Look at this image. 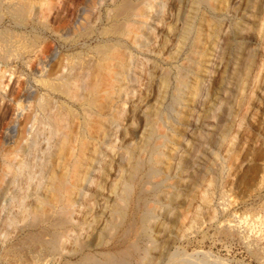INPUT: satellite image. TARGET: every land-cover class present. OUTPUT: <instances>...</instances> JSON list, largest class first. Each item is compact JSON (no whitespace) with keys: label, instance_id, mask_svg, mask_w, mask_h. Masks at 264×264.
<instances>
[{"label":"bare ground","instance_id":"1","mask_svg":"<svg viewBox=\"0 0 264 264\" xmlns=\"http://www.w3.org/2000/svg\"><path fill=\"white\" fill-rule=\"evenodd\" d=\"M263 1L82 0L65 25L50 28L66 48L57 59L56 43L45 47L40 35L16 47L19 91L0 136V235L26 231L21 258L31 264H208L178 243L201 220L210 221L214 208L205 218L198 204L183 232L178 213L194 205L190 193L199 175L219 158L241 93L240 71L255 54L241 42L238 65L228 73L223 67L215 97L203 75L214 77L222 67L225 46L218 63L207 65L223 20L235 21L238 39L250 38L253 26L238 28L239 18L264 16ZM2 6L13 16L28 8L23 0H0ZM141 50L149 52L148 66L136 61ZM243 144L231 142L227 152L241 153ZM219 159L222 180L231 165L228 156Z\"/></svg>","mask_w":264,"mask_h":264},{"label":"rangeland","instance_id":"2","mask_svg":"<svg viewBox=\"0 0 264 264\" xmlns=\"http://www.w3.org/2000/svg\"><path fill=\"white\" fill-rule=\"evenodd\" d=\"M23 1L25 3L27 1L28 8L26 14L23 13L21 16H13L7 11L5 8L6 6L0 7V45H3V50L0 51V74L4 73L2 78L0 75V80H2L0 84V136L12 112V102L19 91L18 82L20 66L16 57V47H20L23 41H28V39L33 36L40 35L44 39L43 45L45 47H49L53 42L56 43L58 53L55 59H57L60 52L63 53L66 48H64L61 40L57 35L55 36L50 28H57L58 26L65 25L71 17L74 5L82 0H59L58 4H55L52 0ZM243 1L245 2V0ZM34 13L39 14V20ZM239 14L240 13H238V15ZM261 16L264 18L263 14H257L254 17L251 15L248 21L239 18V23L242 24L239 25L238 28H246V26H249L248 24L253 26V30L251 31L253 35L250 36V38L246 37V39L240 38L242 40L238 39V31L235 30L236 28L233 24L235 21L229 18L223 20L220 32L216 31V34H214L219 40L215 45V53L212 54L214 57L209 58L212 61L209 60L211 64L209 62L207 65V67H210V65L213 66L218 63L219 56H221L219 51L225 46V51L223 53L225 56L222 54V60L220 61L221 64H223L222 67L219 66L222 69L218 67L219 70L214 73V77L208 74L203 75L205 76L204 80L209 82L208 90H210V94H214L218 91L216 89L219 87V75H221L223 67L226 66L227 73L230 72L229 70L238 62L235 60L237 58L235 56H242L237 50L238 46L240 47L242 44L241 42H245H243V45H246L245 50L251 49L255 54L253 55L254 57L251 56L250 60H248L246 68H244L245 70L240 71L242 82L238 87L241 88L240 92L243 93L242 95L239 93L240 96L238 94L235 98L237 103L236 106L232 108L230 114L232 121L228 122L226 125L228 131L225 138L227 141H224L223 146L220 148L219 158L224 155L228 156L230 161L227 160V162H225L227 166L231 165V167L226 170L224 174L225 178L221 180L218 176L221 159L215 158L212 162L208 160L206 164L208 163V165H210L212 173L206 171L207 174H200L199 178L201 175L203 178H200L199 186L190 193V196H193L190 198H194V201L191 200V202L195 206L190 204L188 210L181 209L178 213V218L182 219L180 221L184 224L181 230L183 232V230L187 229L185 225L189 223L188 221L192 219L191 217L196 215L195 208L198 204H201V210L205 218H209V214L213 212L212 208H214L215 214L213 217H210V221H206L203 225L202 222L204 219L201 220L192 231L193 233L187 238L184 236L180 237L178 243V246L185 249L188 254L204 262L209 261L210 263L208 262V264H264V23L262 22L263 19H261ZM251 17L254 19H251ZM41 21L42 24H40ZM258 21L261 23H258ZM243 22L246 25L245 27L242 26L244 25ZM43 23L47 28L43 26ZM161 27L160 24L156 25V29H154L155 33H153L154 37H151L150 40L154 41L155 38L159 39L158 32L161 30ZM216 38L213 39L215 40ZM94 42L95 40L93 39L91 44H94ZM154 44L155 42H152L151 46L155 47ZM5 52L9 54V57ZM142 52L141 50V53L137 54L136 61H142V63L144 61L145 65L148 66L150 63V57L148 58L149 52L146 51L144 55ZM207 55H205V57H207ZM236 65H238V63ZM144 66L140 67V69H143ZM210 70L212 69L208 68V71ZM136 74L141 75V70L140 73L137 71ZM226 79L225 83L229 80L228 77H226ZM140 80L141 78L139 77L138 81L140 82ZM232 82L233 79H231L229 83ZM222 90L223 89L220 88L219 91L221 92ZM131 96L135 98L136 92L129 90L128 97ZM215 96L214 94L213 97ZM127 107L128 105H125V108ZM181 107L184 109L185 106L182 104ZM182 112L181 117L184 115L189 118V120L190 118L192 120V117L188 116L189 114H186L185 111ZM184 116L182 118H184ZM20 126L21 125L18 123L14 126L15 139L19 135ZM180 126L183 128L185 125L183 124ZM185 127L188 132L194 129L190 126ZM239 141H244L243 151H241V153L235 151L236 149L227 152V147L231 142L238 145ZM12 144L13 143H11V145ZM237 155H239V159L232 164L233 157L235 158ZM204 166L206 167V165ZM3 184L5 185L4 182H0V207L5 195ZM221 194L224 195L223 200L220 198ZM201 195H204V198L201 197ZM205 198L206 200H203ZM219 200L225 203L224 211L220 209L221 202ZM206 201L209 203H206ZM188 217L190 218L188 219ZM11 230L13 231V228L8 229L10 233L7 234L5 238L0 235V264L33 263L30 262V260H26L24 257H20L24 254L22 252L23 244L21 245L19 241L26 231L14 237V233ZM181 231H178V234L180 233L181 235ZM173 250L174 247L172 246L170 252ZM166 260L161 264H172ZM45 262L46 260L43 261L44 264ZM36 264H39V262ZM46 264H61V262L48 261Z\"/></svg>","mask_w":264,"mask_h":264}]
</instances>
